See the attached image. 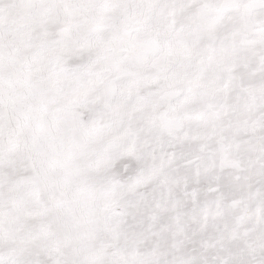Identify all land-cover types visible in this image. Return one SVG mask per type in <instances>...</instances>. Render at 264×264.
<instances>
[{"label": "snow or ice", "instance_id": "6c2138e0", "mask_svg": "<svg viewBox=\"0 0 264 264\" xmlns=\"http://www.w3.org/2000/svg\"><path fill=\"white\" fill-rule=\"evenodd\" d=\"M0 264H264V0H0Z\"/></svg>", "mask_w": 264, "mask_h": 264}]
</instances>
